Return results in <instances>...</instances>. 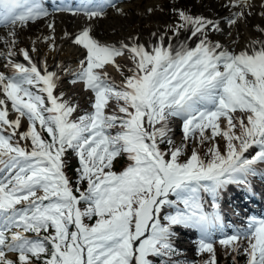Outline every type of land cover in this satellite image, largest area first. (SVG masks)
Wrapping results in <instances>:
<instances>
[{
    "label": "snow or ice",
    "instance_id": "snow-or-ice-1",
    "mask_svg": "<svg viewBox=\"0 0 264 264\" xmlns=\"http://www.w3.org/2000/svg\"><path fill=\"white\" fill-rule=\"evenodd\" d=\"M222 7L231 27L257 5ZM109 9L123 11L118 0H58L52 11L45 0H0V264H193L173 259L175 226L199 233L197 254L208 255L199 264H217V236L233 264L241 253L245 264H264V217L226 225L219 204L228 186L264 179V26L235 52L210 39L222 32L220 19L174 7L176 19L153 39L106 43L92 34V21ZM259 9L264 19V0ZM55 13L84 18L63 36L82 49L75 69L49 70L31 54L37 42L56 50ZM40 20L49 34L17 52L19 32ZM125 56L131 74L117 82L106 68L122 74L117 58ZM60 72L92 93L89 111L76 115L79 105L56 94ZM69 152L78 161L75 186L65 171ZM121 156L126 166L115 171Z\"/></svg>",
    "mask_w": 264,
    "mask_h": 264
},
{
    "label": "bare ground",
    "instance_id": "bare-ground-1",
    "mask_svg": "<svg viewBox=\"0 0 264 264\" xmlns=\"http://www.w3.org/2000/svg\"><path fill=\"white\" fill-rule=\"evenodd\" d=\"M254 2L257 7L253 15L247 20H241L238 24L229 27L223 22V18L228 15V12L222 5L226 4L227 0H134L118 5L123 10L122 13L111 9L103 18L93 20L92 34L111 42L135 35H138L139 38L152 39L153 33L163 32L167 25L175 20L172 18V10L175 7L184 9L192 15L220 19L222 32L216 33L214 39L220 40L225 47L236 50L246 47L249 40L261 36L256 30V26H264V19L258 14L260 0H254ZM148 9H152V11L149 12ZM49 20L55 21L56 50L51 51L46 47V43L37 42L36 47L39 51L31 54L34 57L46 58L49 64L60 63L74 69L80 58L79 52L71 40L63 39V36L65 31L70 34L78 32L85 26L84 18L56 15ZM46 23L47 21L41 20L29 24L26 29L19 32L17 45L31 50V41L49 34ZM3 34V30H1L0 35ZM120 60L124 61V59ZM127 63L129 62L127 61ZM110 67L112 65L107 66V68ZM112 76L115 78L114 75Z\"/></svg>",
    "mask_w": 264,
    "mask_h": 264
},
{
    "label": "rangeland",
    "instance_id": "rangeland-1",
    "mask_svg": "<svg viewBox=\"0 0 264 264\" xmlns=\"http://www.w3.org/2000/svg\"><path fill=\"white\" fill-rule=\"evenodd\" d=\"M172 18H175V15L173 13H172ZM213 34L215 36L216 33H210L211 36H213ZM31 46H32V44H31ZM46 47H48L47 44H46ZM15 50H17V46H16ZM79 57H80L79 59H82V55H81L80 52H79ZM120 59H124V61H121ZM45 60L47 61L46 58H45ZM51 60H53V58H51ZM127 61L129 63H127ZM117 64H119L121 66L122 72L125 71V70L128 71L129 67L131 66L130 61L127 58H125V57H121V58L117 59ZM106 71L108 73L114 74L117 78H119L121 80L124 79V76H123V74H121V71H118L115 66H112L110 68H106ZM61 92L65 94V98L66 99H69L73 103L79 105L80 111L78 113H76V114H80L82 111L86 110V107H87L86 104L87 103H86L85 92H83L77 85H67L66 81H64V82H62V90H61ZM115 108H116V106H112L109 111H111L112 109L114 110ZM12 118L13 119L15 118V113L12 116ZM21 125L22 126L20 128V131L26 130L27 126H28L27 120L26 119H22ZM179 138H180V135L176 132V129H173V139L178 140ZM192 146H195V145L194 144L191 145L189 147V149H188V152L191 150ZM219 147H220V149H222V147H223V141L222 140L219 141ZM227 251L228 250H226L225 248H222V247H218L216 249V253L219 256V261L224 262V264H225V262H228V258H229L226 255ZM183 254L187 255L186 252H183L181 255L183 256ZM187 256H189V255H187Z\"/></svg>",
    "mask_w": 264,
    "mask_h": 264
},
{
    "label": "trees",
    "instance_id": "trees-1",
    "mask_svg": "<svg viewBox=\"0 0 264 264\" xmlns=\"http://www.w3.org/2000/svg\"><path fill=\"white\" fill-rule=\"evenodd\" d=\"M131 74V73H130ZM175 141V140H174ZM209 144H205L204 145V147H203V151L205 152L206 151V149L209 147L208 146ZM165 147H167V145L165 144L164 145ZM126 161V157L124 156V157H122V159H121V161H120V164L119 165H121L123 162H125ZM76 168H77V164H76V162H75V159H74V154L73 153H68V162H67V170L69 171V172H71L72 174H73V185H75V175H76V172H75V170H76ZM86 223L87 222H89V221H85ZM203 256V255H202ZM204 256L206 257H208V255L205 253L204 254ZM179 260L180 261H185L184 260V258H182V257H179ZM218 264V263H217Z\"/></svg>",
    "mask_w": 264,
    "mask_h": 264
}]
</instances>
